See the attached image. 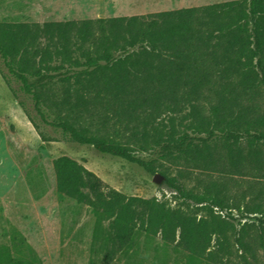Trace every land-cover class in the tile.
<instances>
[{
	"label": "trees",
	"instance_id": "16d2710c",
	"mask_svg": "<svg viewBox=\"0 0 264 264\" xmlns=\"http://www.w3.org/2000/svg\"><path fill=\"white\" fill-rule=\"evenodd\" d=\"M0 60L43 125L69 143L150 175L156 171L149 163L93 126L89 107H102L104 124L140 115L155 120L187 107L192 136L170 130L153 142L154 151L160 158L181 154L209 169L220 178L221 189L213 196L192 195L161 174L166 184L198 206L225 211L228 219L232 210L240 219L257 215L255 224L237 230L229 221H207L153 199L127 197L77 161L59 156L52 161L57 201L85 206L94 218L90 264H111L130 253L140 233L147 239L159 236L174 252L184 253L185 264L219 263L233 246L251 262L257 250L264 252V0L141 16L0 23ZM4 81L40 139L49 141L8 78ZM51 85L60 86L59 102L66 106L53 118L47 102L55 96L46 95ZM243 176L255 184L240 190L235 177ZM10 242L0 244V264H30L13 256L25 244L22 234L13 229Z\"/></svg>",
	"mask_w": 264,
	"mask_h": 264
},
{
	"label": "rangeland",
	"instance_id": "374dc122",
	"mask_svg": "<svg viewBox=\"0 0 264 264\" xmlns=\"http://www.w3.org/2000/svg\"><path fill=\"white\" fill-rule=\"evenodd\" d=\"M233 0H0V23H43L51 21L98 19L119 16H141L159 11L198 7ZM147 3V7H146ZM4 77L16 90L40 132L49 141H42L25 117L18 103L6 86ZM46 92L55 96L49 105L48 114L53 118L66 106L59 102L60 86L51 85ZM264 111V99L261 100ZM94 113L93 126L101 133L112 136L129 147L133 154L149 163L156 171L150 175L143 168L121 159L101 155L90 147L67 142L59 131L43 125L36 117L31 103L18 91V84L7 75L0 60V244L10 245V236L15 229L22 234L24 245L13 250V256L30 264H90V242L94 218L90 211L71 200L58 202L55 194V177L52 161L67 156L92 172L105 186L127 197L155 200L166 208L197 214L207 221H229L238 230L241 225L255 224L257 215L240 219L232 210V219L225 211L208 205H196L184 199L166 184L164 176L173 179L186 193L213 196L220 190V178L205 167L194 165L188 158L174 153L160 158L154 151V141L165 139L170 130L176 136L186 133L192 136L188 108L180 113L164 112L155 120L147 121L144 115L120 122L113 118L104 124L105 111L99 105L89 107ZM142 120L146 123L143 124ZM191 154V153H188ZM240 190L255 184L249 176L235 177ZM234 191V190H233ZM38 196V198H35ZM56 227L60 231V246L56 248L51 238ZM48 236L44 247L46 253L38 254L30 244L38 241L41 231ZM247 230V226L245 227ZM253 234V232H250ZM46 241V242H45ZM232 245V237L229 236ZM26 245L32 248L29 252ZM216 250V247H214ZM231 248V254H222L221 262L212 264H264L263 250H257L255 261ZM111 264H185V254L174 252L171 245L162 242L159 236L147 239L138 234L130 253L122 254Z\"/></svg>",
	"mask_w": 264,
	"mask_h": 264
},
{
	"label": "crops",
	"instance_id": "0c3cea01",
	"mask_svg": "<svg viewBox=\"0 0 264 264\" xmlns=\"http://www.w3.org/2000/svg\"><path fill=\"white\" fill-rule=\"evenodd\" d=\"M146 7H147V3H146ZM159 12H163V11H159ZM155 13H158V12H155ZM40 234L41 236L38 237V241L35 242L34 244H30L38 254L46 253V251L44 250V247L46 245L44 244H47V243H44L42 241L47 240V236H48V234L44 230L41 231ZM51 238L55 239V246L56 248H58L60 246V240H61L60 231L58 227H56V230L54 234L51 235Z\"/></svg>",
	"mask_w": 264,
	"mask_h": 264
}]
</instances>
